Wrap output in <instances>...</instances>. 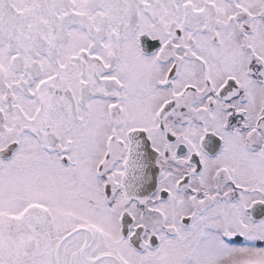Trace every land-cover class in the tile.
Instances as JSON below:
<instances>
[{"label": "snow or ice", "instance_id": "6c2138e0", "mask_svg": "<svg viewBox=\"0 0 264 264\" xmlns=\"http://www.w3.org/2000/svg\"><path fill=\"white\" fill-rule=\"evenodd\" d=\"M0 264H264V0H0Z\"/></svg>", "mask_w": 264, "mask_h": 264}]
</instances>
